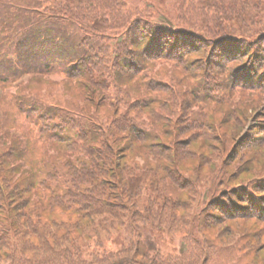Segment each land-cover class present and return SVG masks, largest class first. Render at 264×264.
Returning <instances> with one entry per match:
<instances>
[{
    "label": "trees",
    "instance_id": "16d2710c",
    "mask_svg": "<svg viewBox=\"0 0 264 264\" xmlns=\"http://www.w3.org/2000/svg\"><path fill=\"white\" fill-rule=\"evenodd\" d=\"M95 217L137 227L120 256ZM219 254L264 264V0H0V264Z\"/></svg>",
    "mask_w": 264,
    "mask_h": 264
},
{
    "label": "rangeland",
    "instance_id": "374dc122",
    "mask_svg": "<svg viewBox=\"0 0 264 264\" xmlns=\"http://www.w3.org/2000/svg\"><path fill=\"white\" fill-rule=\"evenodd\" d=\"M54 90L55 88H52V87L50 88V92L52 94ZM255 132L256 131L254 129H251V131H249L248 138H254L253 135H255ZM231 144L232 143L229 142V147L231 146ZM62 217H66V216L62 215ZM98 222H104V221H102L101 219H98V217H95L94 221L91 222V225L89 227L91 231L89 230L88 232H92L91 240L95 239L94 236L95 234H97V236L103 242L102 247L105 249H111L115 251L116 257H118L117 255L121 254L120 245L122 243H124L127 246L130 245V243L134 240L130 232L131 230H136L137 227L126 223L127 231L123 229H117L116 226H112L110 224H104L98 228L97 227V225L99 224ZM58 223L60 224V228L58 227L57 231H61V233L66 232V230L72 231L71 229L72 225H70L69 220L67 221L64 220V222H58ZM140 224H141V226L139 225V229H141L140 236H141V240L143 244L148 243L149 247L157 250L158 253L177 254L180 251L181 246L186 243L185 236H183V233H182V230L184 227L179 222L173 223L171 225L163 223L159 227H156L155 222L153 221L152 222L145 221L144 223H140ZM192 225L194 226L193 229H190L191 227H189V230L196 232L195 224H192ZM72 233H74V231H72ZM66 236L71 237L72 234H68ZM192 236H196L197 238H200V236L197 233H193ZM108 238H110L111 240ZM241 242H244V241L240 240L239 243ZM212 253L213 255L215 254L214 251H212ZM252 255L254 256V254L252 253L246 258L251 260L253 258ZM255 255H257V253ZM125 256L127 255H123V256L121 255V258H124ZM257 256L258 257L261 256V253L258 252ZM215 257L216 258L213 260V264H234L236 254H235V257H232L230 254L227 256L219 254ZM245 262H246V259L242 261L241 263L239 262L238 264H245Z\"/></svg>",
    "mask_w": 264,
    "mask_h": 264
}]
</instances>
